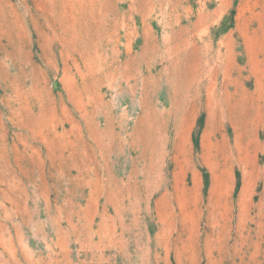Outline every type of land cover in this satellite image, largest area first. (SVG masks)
I'll return each mask as SVG.
<instances>
[{"label":"rangeland","instance_id":"rangeland-1","mask_svg":"<svg viewBox=\"0 0 264 264\" xmlns=\"http://www.w3.org/2000/svg\"><path fill=\"white\" fill-rule=\"evenodd\" d=\"M0 264H264V0H0Z\"/></svg>","mask_w":264,"mask_h":264}]
</instances>
